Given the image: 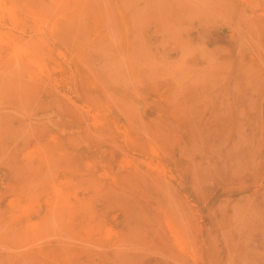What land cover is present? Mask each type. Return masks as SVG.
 Instances as JSON below:
<instances>
[{"label":"rangeland","instance_id":"rangeland-1","mask_svg":"<svg viewBox=\"0 0 264 264\" xmlns=\"http://www.w3.org/2000/svg\"><path fill=\"white\" fill-rule=\"evenodd\" d=\"M24 1L0 0V264H264V0Z\"/></svg>","mask_w":264,"mask_h":264},{"label":"bare ground","instance_id":"bare-ground-1","mask_svg":"<svg viewBox=\"0 0 264 264\" xmlns=\"http://www.w3.org/2000/svg\"><path fill=\"white\" fill-rule=\"evenodd\" d=\"M23 1H24V0H23ZM30 1H31V0H30ZM33 1H35V0H32V2H33ZM38 1H39V0H38ZM40 1H41V0H40ZM50 1H51V0H50ZM50 1H49V2H50ZM24 2H25V1H24ZM26 2H27V1H26ZM28 2H29V1H28ZM49 2H48V3H49ZM64 2H65V0H64ZM257 2H258V1H257ZM34 3H37V2H34ZM40 3H41V2H39V4H40ZM44 3H45V2H44ZM61 3H62V1H61ZM66 3H67V2H66ZM66 3H65V4H66ZM17 4H18V3H17ZM39 4H38V5H39ZM56 4H57V3H56ZM63 4H64V3H63ZM63 4H61V5H62L61 7H63ZM249 4H250V2H249ZM259 4H260V3H259ZM4 5H5V4H4ZM22 5H23V4H22ZM40 5H41V4H40ZM40 5H39V7H40ZM47 5H48V4H47ZM51 5H53V3H52ZM261 5H262V4H261ZM17 6H20V5H17ZM17 6H14V7H17ZM27 6H28V5H27ZM27 6H26V7H27ZM34 6H35V5H34ZM36 6H37V5H36ZM56 6H58V5H56ZM20 7H21V6H20ZM75 7H77V6H74V5H73L72 8L74 9ZM5 8H6V7H5ZM8 8H9V7H8ZM17 8H18V7H17ZM24 8H25V7H24ZM33 8H34V7H33ZM37 8H38V7H37ZM45 8H47V7H45ZM50 8H51V7H50ZM72 8H71V9H72ZM26 9H27V8H26ZM28 9H29V8H28ZM41 9H42V8H41ZM65 9H67V7H66ZM76 9H78V8H76ZM76 9H75V10H76ZM261 9H262V8H261ZM9 10H10V14H11V13H12V12H11V11H12L11 8H10ZM33 10H34V9H33ZM45 10H46V9H45ZM48 10H49V9H48ZM263 10H264V9H263ZM38 11H39V10L36 11V14L38 13ZM41 11H42V10H41ZM43 11H44V10H43ZM64 11H65V10H64ZM250 11H251V10H250ZM16 12H17V11H16ZM26 12H27V10H26ZM34 13H35V11H34ZM41 13H42V12H41ZM41 13L39 12L38 15H39V14L41 15ZM53 13H54V12H53ZM63 13H64V12H62V14H63ZM251 13H252V12H251ZM253 13H254V12H253ZM8 14H9V13H8ZM27 14H28V13H27ZM42 14H45V13H42ZM54 14H56V13H54ZM28 15H30V14H28ZM58 15H59V14H58ZM119 15H120V14H119ZM6 16H7V15H6ZM32 16L34 17V15H32ZM32 16H31V18H32ZM44 16H45V15H44ZM49 16H50V15H49ZM53 16H54V15H53ZM63 16H64V14H63ZM10 17H13V13H12V16H10ZM23 17H24V16H23ZM23 17H21V18H23ZM29 17H30V16H29ZM42 17H43V15H42ZM42 17H41V18H42ZM56 17H57V15H56ZM35 18H36V15H35ZM44 18H45V17H44ZM52 18H53V17H52ZM52 18H51V19H52ZM54 18H55V16H54ZM57 18H58V17H57ZM59 18H60V17H59ZM66 18H67V17H66ZM66 18H65V20H64V21H65V24L67 23V22H66ZM2 19H3V18H2ZM4 19H5V18H4ZM8 19H9V18H8ZM13 19H14V18H13ZM13 19H12V21H13ZM37 19H39V21H41L40 17L37 18ZM10 20H11V19H10ZM10 20H9V21H10ZM45 20H46V19H45ZM45 20H43V21L45 22ZM14 21H15V20H14ZM14 21H13V22H14ZM37 21H38V20H37ZM62 21H63V20H62ZM67 21H68V20H67ZM16 22H19L18 19H17ZM26 22H27V21H26ZM49 22H50V20H49ZM68 22H69V21H68ZM46 23H47V22H46ZM51 23H53V21H52ZM70 23H71V22H70ZM101 23H102V22H101ZM12 24H14V23H12ZM24 24H25V23H24ZM71 24H72V23H71ZM45 25H46V24H45ZM49 25H52V24H49ZM96 25H97V24H96ZM98 25H100V23H98ZM40 26H42V25H40ZM40 26H39V27H40ZM60 26H61V24H60ZM71 26H72V25H71ZM100 26H102V25H100ZM261 26H262V25H261ZM6 27H7V26H6ZM8 27H9V26H8ZM63 27H65L64 24H63ZM17 28H18V27H17ZM35 28H36V27H35ZM48 28H49V27H48ZM65 28H66V27H65ZM65 28H64V29H65ZM262 28H263V27H262ZM43 29H44V28H43ZM61 29H62V27H61ZM67 29H68V28H67ZM47 30H48V29H47ZM49 30H50V29H49ZM71 30H72V29H71ZM3 31H4V30H3ZM66 31H67V30H66ZM66 31H65V32H66ZM58 32H59V30H58ZM60 32H63V31H60ZM0 33H2V32H0ZM3 33H4V32H3ZM3 33H2V34H3ZM12 33H13V32H12ZM63 33H64V32H63ZM67 33H68V32H67ZM7 34H8V33H7ZM7 34H6V35H7ZM64 34H65V33H64ZM56 35H57V34H56ZM9 36H10V35H9ZM9 36H7V37H9ZM12 36H13V35H12ZM47 36H48V35H47ZM14 37H15V36H14ZM9 38H10V37H9ZM19 38H20V37H19ZM39 38H40V37H39ZM105 38H106V37H105ZM12 39H13V38H11V40H12ZM5 40H6V39H5ZM7 40H8V39H7ZM40 40H41V38H40ZM1 41H2V40H1ZM3 41H4V40H3ZM23 41H24V40H23ZM25 41H27V40H25ZM20 42H21V41H20ZM40 42H41V41H40ZM26 43H27V42H26ZM0 44H1V43H0ZM2 44H3V43H2ZM14 44H15V43H14ZM24 44H25V42H24ZM5 45H6V44H5ZM3 46H4V45H3ZM7 46H8V45H7ZM25 46H26V45H25ZM27 46H29V45H27ZM36 46H37V45H36ZM8 47H9V46H8ZM13 47H14V45L12 46V48H13ZM17 47H18V46H17ZM29 47H30V46H29ZM24 48H25V47H24ZM49 48H50V47H49ZM49 48H48V49H49ZM16 49H17V48H16ZM16 49H15V52L17 53V50H18V49H17V50H16ZM22 49H23V48H22ZM63 49H64V48H63ZM9 50H10V48H9ZM0 52H1V50H0ZM12 52H14L13 49H12ZM18 52H19V50H18ZM25 52H26V50H25ZM63 52H65V50H63ZM78 52H79V50H78ZM262 52H263V50H262ZM2 53H3V52H2ZM8 53H9V52H8ZM27 53H28V52H27ZM34 53H35V52H34ZM68 53H69V52H68ZM83 53H84V52H83ZM0 54H1V53H0ZM10 54H11V52H10ZM57 54H58V53H57ZM64 54H65V53H64ZM77 54H78V53H77ZM79 54H80V53H79ZM81 54H82V52H81ZM1 55H2V54H1ZM13 55H14V54H13ZM28 55H29V54H28ZM34 55H35V54H34ZM66 55H67V54H66ZM72 55H73V54H72ZM83 55H84V54H83ZM22 56H23V55H22ZM57 56H58V55H57ZM60 56H61V55H60ZM1 57H2V56H1ZM9 57H10V56H9ZM2 58H3V57H2ZM4 58H7V57H4ZM23 58H24V57H23ZM71 58H72V57H71ZM85 58H86V57H85ZM87 58H88V57H87ZM257 58H258V57H257ZM8 59H9V58H8ZM25 59H26V58H25ZM58 59H59V57H58ZM2 60H3V59H2ZM21 60H22V59H21ZM29 60H30L29 62H33V61H34V60L31 61V60H32L31 57H29ZM74 60H75V59H74ZM81 60H82V56H81ZM81 60H80V61H81ZM263 60H264V59H263ZM5 61H6V60H5ZM27 61H28V60H27ZM88 61H89V60H88ZM74 62H75V61H74ZM90 62H92V61H90ZM6 63H7V62H6ZM9 63H10V64H9ZM9 63H8V65H11V62H9ZM34 63H35V61H34ZM81 63H82V62H81ZM85 63H86V62H85ZM92 63H93V62H92ZM41 64H42V63H41ZM82 64H84V63H82ZM260 64H261V63H260ZM34 65H35V64H34ZM88 65H89V64H88ZM1 66H2V65H1ZM28 66H31V65H28ZM36 66H37V64H36ZM36 66H35V68H36ZM77 66H78V64H77ZM77 66H76V67H77ZM261 66H264V65H261ZM32 67H34V66H32ZM42 67H43V66H42ZM64 67H65V66H64ZM68 67H69V66H68ZM74 67H75V66H74ZM43 68H44V67H43ZM70 68H71V67H70ZM37 69H38V67H37ZM62 69H63V68H62ZM72 69H73V68H72ZM78 69H79V68H78ZM260 69H261V68H260ZM25 70H26V69H25ZM29 70H30V69H29ZM40 70H41V69H40ZM40 70H39V71H40ZM76 70H77V69H76ZM30 71H31V70H30ZM64 71H66V70H64ZM90 71H91V70H90ZM90 71H89V72H90ZM24 72H25V71H24ZM31 72H32V71H31ZM34 72H35V71H34ZM60 72H62V71H60ZM66 72H67V71H66ZM73 72H74V71H73ZM73 72H72L71 74H73ZM259 73H261V72H259ZM25 74H27V73H25ZM25 74H24V75H25ZM33 74H34V73H33ZM33 74H32V75H33ZM35 74H36V73H35ZM77 74H78V73H77ZM84 74H85V73H84ZM96 74H97V73H96ZM99 74H100V73H99ZM261 74H262V73H261ZM32 75H31V76H32ZM82 75H83V74H82ZM86 75H88V74H86ZM259 75H260V74H259ZM33 76H34V75H33ZM40 76H41V74H40ZM79 76H80V74H79ZM88 76H89V75H88ZM96 76H97V75H96ZM98 76H99V75H98ZM98 76H97V77H98ZM101 76H102V75H101ZM247 76H248V75H247ZM24 77H25V76H24ZM94 77H95V76H94ZM27 78H28V76H27ZM82 78H83V77H82ZM82 78H81V79H82ZM89 78H91V77H89ZM89 78H88V79H89ZM99 78H101V77L99 76ZM102 79H103V78H102ZM247 79H248V78H247ZM249 79H250V77H249ZM39 80H40V79H39ZM83 80H84V79H83ZM21 81H22V84H23V83H24L23 80H21ZM31 81H33V80H31ZM77 81H78V80H77ZM85 81H86V80H85ZM101 81H102V80H101ZM233 81H234V80H233ZM263 81H264V79L262 80V82H263ZM26 82H28V81H26ZM39 82L41 83V81H39ZM49 82H50V81H49ZM95 82H96V81H95ZM102 82H103V81H102ZM245 82H246V81H245ZM30 83H31V82H30ZM37 83H38V82H37ZM45 83H46V82H45ZM73 83H74V82H73ZM248 83H249V82H248ZM92 84H93V83H92ZM92 84H91V85L88 84V85H89V86H92ZM95 84H97V83H95ZM258 84H259V83H258ZM261 84H262V83H261ZM41 85H42V84H41ZM82 85H83V84H82ZM23 86H24V85H23ZM23 86H22V87H23ZM25 86H27V85L25 84ZM43 86H46V85H43ZM54 86H55V85H54ZM35 87H36V86H35ZM50 87H51V86H50ZM79 87H80V85H79ZM98 87H100V86L98 85ZM23 88H24V87H23ZM23 88L20 87V88H18V89L21 90V89H23ZM51 88H53V87H51ZM51 88H50V90H52ZM91 88H92V87H91ZM18 89H17V90H18ZM82 89H83V88H82ZM99 89H101V88H99ZM99 89H98V90H99ZM153 89H155V87H154ZM168 89H169V88H168ZM15 90H16V89H15ZM15 90H14V91H15ZM53 90H54V89H53ZM102 90H104V89H102ZM157 90H158V89H157ZM170 90H171V88H170ZM21 91H22V90H21ZM21 91H20V92H21ZM43 91H44V90H43ZM100 91H101V90H100ZM153 91H154V90H153ZM160 91H161V90H160ZM261 91H263V90H261ZM22 92H24V90H23ZM65 92H66V91H65ZM101 92H103V91H101ZM105 92H106V91H105ZM108 92H109V90H108ZM46 93H47V92H46ZM46 93H45V94H46ZM52 93H53V92H52ZM52 93H51V94H52ZM56 93H57V92H56ZM167 93H168V92H167ZM247 93H248V92H247ZM257 93H258V92H257ZM19 94H21V93H19ZM101 94H102V93H101ZM105 94H106V93H105ZM153 94H154V93H153ZM164 94H165V93H164ZM169 94H170V93H169ZM258 94H259V93H258ZM262 94H263V92H262ZM262 94H261V95H262ZM149 95H150V94H149ZM156 95H157V94H156ZM156 95H154V96H156ZM165 95H166V94H165ZM242 95H243V94H241V96H242ZM244 95H245V94H244ZM244 95H243V97H244ZM259 95H260V94H259ZM10 96H11V95H10ZM19 96H21V95H19ZM43 96H44V95H43ZM57 96H58V95H57ZM170 96H171V94H170ZM55 97H56V96H55ZM58 97H59V96H58ZM85 97H86V96H85ZM245 97H246V96H245ZM245 97H244V98H245ZM248 97H249V96H248ZM19 98H20V97H19ZM50 98H51V97H50ZM103 98H104V97H103ZM150 98H151V97H150ZM152 98H153V97H152ZM237 98H238V97H237ZM246 98H247V97H246ZM246 98H245V99H246ZM39 99H40V98H39ZM56 99H57V98H56ZM60 99H61V98H60ZM107 99H109V98H107ZM147 99H148V98H147ZM185 99H186V98H185ZM242 99H243V98H242ZM18 100H19V99H18ZM40 100H41V99H40ZM40 100H38V101H40ZM53 100H54V99H53ZM53 100H52V102H53ZM70 100H71V99H70ZM105 100H106V99H105ZM105 100H104V101H105ZM151 100H152V99H151ZM154 100H155V99H154ZM170 100H171V99H170ZM187 100H188V98H187ZM261 100H262V99H261ZM55 101H58V100H55ZM149 101H150V100H149ZM168 101H169V100H168ZM246 101H248V100H246ZM15 102H17V101H15ZM20 102H21V101H20ZM26 102H28V101H26ZM106 102H110V100H109V101H106ZM172 102H173V101H172ZM215 102H216V101H215ZM257 102H258V101H257ZM69 103H70V102H69ZM104 103H105V102H104ZM110 103H112V102H110ZM165 103H166V100H165ZM243 103H244V102H243ZM261 103H262V101H261ZM261 103H259V104L261 105ZM23 104H25V102H24ZM29 104H30V103H28L27 105L29 106ZM38 104H39V102H38ZM38 104H37V106H38ZM54 104H55V103H54ZM61 104H63V103L61 102ZM159 104H160V103H159ZM238 104H239V103H238ZM247 104H248V102H247ZM257 104H258V103H257ZM25 105H26V104H25ZM56 105H57V104H56ZM67 105H68V104H67ZM71 105H72V104H71ZM75 105H76V104H75ZM48 106H49V105H48ZM51 106H52V105H51ZM85 106H86V105H85ZM111 106H112V105H111ZM61 107H62V106H61ZM69 107H71V106H69ZM86 107H88V106H86ZM113 107H114V106H112L111 108H113ZM161 107H162V106H161ZM164 107H165V106H164ZM260 107H261V106H260ZM34 108H36V107H34ZM48 108H49V107H47V109H48ZM51 108H52V107H51ZM56 108H57V106H56ZM63 108H65V107H63ZM78 108H79V107H78ZM81 108H83V106H82ZM81 108H79V110H80ZM99 108H100V107H99ZM111 108H110V109H111ZM156 108H157V107H156ZM242 108H243V107H242ZM258 108H259V107H258ZM45 109H46V108H45ZM71 109H72V108H71ZM75 109H76V108H75ZM165 109H166V108H165ZM171 109H172V108H171ZM243 109H244V108H243ZM36 110H37V108H36ZM38 110H39V108H38ZM40 110H41V109H40ZM42 110H43V109H42ZM50 110H51V109H49L48 111L50 112ZM65 110H66V109H65ZM107 110H108V109H107ZM114 110H116V109H114ZM29 111H31V110H29ZM43 111L46 112L45 110H43ZM48 111H47V112H48ZM51 111H53V110H51ZM81 111H83V110H81ZM81 111H80V112H81ZM84 111H85V109H84ZM101 111H102V110H101ZM101 111H100V112H101ZM105 111H106V110H105ZM111 111H112V110H111ZM169 111H170V110H169ZM244 111H245V110H244ZM34 112H35V111H33V113H34ZM53 112H54V111H53ZM59 112H61V111H59ZM80 112H79V113H80ZM86 112H87V111H86ZM89 112H90V111H89ZM100 112H99V113H100ZM103 112H104V111H103ZM113 112H114V111H113ZM54 113H55V112H54ZM56 113H57V112H56ZM92 113H93V112H92ZM95 113H96V112H95ZM101 113H102V112H101ZM105 113H106V112H105ZM166 113H167V112H166ZM166 113H165V114H166ZM249 113H250V112H249ZM49 114H50V113H49ZM80 114H81V113H80ZM107 114H109V113H107ZM115 114L117 115L118 113H114V115H115ZM169 114H170V113H169ZM246 114H247V113H246ZM34 115H35V114H34ZM63 115H65V113H64ZM66 115H67V114H66ZM81 115H82V114H81ZM98 115H99V114H98ZM104 115H105V114H104ZM32 116H33V115H32ZM59 116H60V115H59ZM178 116H180V115L178 114ZM247 116H248V114H247ZM84 117H85V115H84ZM91 117H92V116H91ZM117 117H119V115H117ZM133 117H134V116H133ZM165 117H166V116H165ZM92 118L94 119V117H92ZM110 118H111V117H110ZM110 118H109V119H110ZM113 118H114V116H113ZM123 118H124V117H123ZM257 118H258V117H257ZM85 119H86V118H85ZM85 119H84V120H85ZM93 119H92V120H93ZM102 119H103V118H102ZM104 119H105V118H104ZM116 119H117V118H116ZM73 120H74V119H73ZM95 120H96V119H95ZM107 120H108V119H107ZM117 120H118V119H117ZM124 120H125V119H124ZM85 121H86V120H85ZM93 121H94V120H93ZM111 121H112V120H111ZM115 121H116V120H115ZM181 121H182V120H181ZM181 121H180V122H181ZM109 122H110V121H109ZM118 122H119V121H118ZM120 122H121V121H120ZM124 122H125V121H124ZM262 122H263V121H262ZM56 123H57V122H56ZM60 123H61V122H60ZM88 123H89V121H88ZM92 123H93V122H92ZM95 123L98 124L99 122H98V121H97V122L95 121ZM100 123H101V122H100ZM110 123H111V122H110ZM116 123H117V122H116ZM126 123L128 124V122H126ZM61 124H62V123H61ZM77 124H79V123H77ZM101 124H102V123H101ZM108 124H109V123H108ZM108 124H107V125H108ZM113 124H114V122H113ZM123 124H124V123H123ZM158 124H159V123H158ZM260 124H261V123H260ZM88 125H90V124H88ZM91 125H92V124H91ZM124 125H125V124H124ZM161 125H162V124H161ZM7 126H10V125H7ZM54 126H55V125H54ZM67 126L69 127V125H67ZM105 126H106V125H105ZM114 126H116V125H114ZM157 126H158V125H157ZM39 127H40V126H39ZM92 127H93V126H92ZM94 127H95V126H94ZM99 127H100V126H99ZM119 127H120V126H119ZM6 128H7V127H6ZM61 128H62V127H61ZM123 128H124V127H123ZM129 128H130V127H129ZM129 128H128V129H129ZM132 128H133V127H132ZM132 128H131V129H132ZM175 128H176V127H175ZM177 128H178V127H177ZM260 128H261V127H260ZM26 129H27V128H26ZM62 129H63V128H62ZM160 129H161V128H160ZM163 129H164V127H163ZM29 130H31V129H29ZM33 130H34V129H33ZM33 130H32V131H33ZM39 130H40V129H38V131H39ZM47 130H48V129H46L45 131H47ZM49 130H50V128H49ZM85 130H87V129H85ZM94 130H95V129H94ZM111 130H112V129H111ZM123 130H124V129H123ZM158 130H159V129H158ZM32 131H31V132H32ZM45 131H44L43 133H46ZM51 131H52V130H51ZM74 131H75V130H74ZM125 131H126V130H125ZM163 131H164V130H163ZM163 131H162V132H163ZM166 131H167V130H166ZM8 132H9V131H8ZM31 132H30V133H31ZM35 132H36V131H35ZM35 132H34V133H35ZM48 132H49V131H48ZM63 132H64V131H63ZM82 132H83V131H82ZM82 132H81V133H82ZM152 132H153V130H152ZM158 132H159V131H158ZM173 132H174V131H173ZM173 132H172V133H173ZM177 132H178V131H177ZM6 133H7V132H5V134H6ZM34 133H32V137L34 136ZM40 133H41V132H40ZM88 133H89V131H88ZM90 133H91V132H90ZM104 133H105V132H104ZM110 133H111V131H110ZM117 133H118V132H117ZM165 133H166V132H165ZM19 134H22V133H19ZM35 134H36V133H35ZM61 134H62V133H61ZM72 134H73V133H72ZM92 134H93V133H92ZM102 134H103V133H102ZM131 134H132V133H131ZM162 134H163V133H162ZM3 135H4V134H3ZM44 135H46V134H44ZM85 135H86V133H85ZM87 135H88V134H87ZM87 135H86V136H87ZM106 135H107V134H106ZM114 135H115V134H114ZM163 135H164V134H163ZM166 135H167V134H166ZM169 135H170V134H169ZM5 136H6V135H5ZM30 136H31V135H30ZM52 136H53V132H52ZM115 136H117V135H115ZM7 137H8V136H7ZM7 137H6V139H8ZM12 137H13V134H12ZM44 137H45V136H44ZM69 137H71V136H69ZM72 137H73V136H72ZM94 137H95V136H94ZM96 137H97V136H96ZM103 137H104V136H103ZM118 137H119V136H118ZM122 137H123V135H122ZM124 137H125V136H124ZM130 137H131V136H130ZM161 137H162V136H161ZM161 137H160V138H161ZM1 138H3V137H1ZM14 138H15V137H14ZM45 138H46V137H45ZM52 138H53V137H52ZM54 138H55V137H54ZM60 138H61V137H60ZM88 138H89V137H88ZM97 138H98V137H97ZM101 138H102V137H101ZM137 138H138V137H137ZM12 139H13V138H12ZM38 139H39V138H38ZM58 139H59V138H58ZM74 139H75V138H74ZM98 139H100V138H98ZM104 139H105V138H104ZM107 139H108V138H107ZM107 139H106V140H107ZM117 139H119V138H117ZM8 140H9V139H8ZM8 140H7V141H8ZM30 140H31V139H30ZM39 140H40V139H39ZM39 140H38V141H39ZM50 140H51V139H50ZM72 140H73V139H72ZM77 140H78V139H77ZM89 140H90V139H89ZM108 140H109V139H108ZM166 140H167V138H166ZM3 141H4V140H3ZM40 141H41V140H40ZM65 141H66V140H65ZM65 141H64V142H65ZM102 141H103V139H102ZM115 141H116V140H115ZM126 141H127V139H126ZM150 141H151V140H150ZM48 142H49V141H48ZM50 142H51V141H50ZM52 142H53V144H54V141H53V140H52ZM57 142H58V141H57ZM89 142H90V141H89ZM110 142H111V141H110ZM110 142H109V143H110ZM122 142H123V141H122ZM164 142H167V141H164ZM3 143H4V142H3ZM31 143H32V142H31ZM81 143H82V142H81ZM104 143H106V142H104ZM113 143H114V142H112L111 145H113ZM115 143H116V142H115ZM135 143H136V142H135ZM148 143H149V141H148ZM150 143H151V142H150ZM150 143H149V144H150ZM67 144H68V143H67ZM75 144H76V143H75ZM77 144H78V143H77ZM77 144H76V145H77ZM79 144H80V143H79ZM91 144H92V143H91ZM107 144H108V143H107ZM116 144H117V143H116ZM121 144H122V143H121ZM146 144H147V142H146ZM149 144H148V147L151 148L150 146L152 145V143H151L150 146H149ZM39 145H40V144H39ZM83 145H84V144H83ZM83 145H82V146H83ZM108 145H110V144H108ZM122 145H123V144H122ZM29 146H30V145H29ZM57 146H58V144H57ZM57 146H56V147H57ZM68 146H69V145H68ZM103 146H104V145H103ZM66 147H67V146H66ZM79 147H80V146H79ZM84 147H85V146H84ZM101 147H102V146H101ZM114 147H115V145H114ZM120 147H121V146H120ZM127 147H128V145H127ZM129 147H130V146H129ZM153 147H154V146H153ZM27 148H28V147H27ZM112 148H113V147H112ZM138 148H139V147H138ZM184 148H185V147H184ZM121 149H123V148H121ZM121 149H120V150H121ZM127 149H128V148H127ZM64 150H65V149H64ZM64 150H63V151H64ZM78 150H79V149H78ZM97 150H98V149H97ZM107 150H108V149H107ZM117 150H118V149H117ZM120 150H119V151H120ZM134 150H135V149H134ZM31 151H32V150H31ZM60 151H61V150H60ZM60 151H59V152H60ZM74 151H75V150H74ZM151 151H152V150H151ZM160 151H161V150H160ZM25 152H26V151H25ZM64 152H65V151H64ZM138 152H139V151H138ZM27 153H28V152H27ZM65 153H66V152H65ZM77 153H78V152H77ZM130 153H131V152H130ZM162 153H164V151H163ZM74 154H75V153H74ZM109 154H110V153H109ZM150 154H153V151H152V153H150ZM23 155H24V154H23ZM35 155H36V154H35ZM56 155H57V154H56ZM58 155H59V154H58ZM61 155H62V154H61ZM115 155H117V154H115ZM119 155H120V154H119ZM128 155H129V153H128ZM153 155H155V154H153ZM159 155H160V154H159ZM163 155H164V154H163ZM44 156H45V155H44ZM133 156H134V155H133ZM21 157H22V156H21ZM61 157H62V156H61ZM65 157H66V156H65ZM69 157H70V156H69ZM123 157H124V155H123ZM129 157H130V156H129ZM136 157H137V156H136ZM160 157H161V156H160ZM164 157H165V156H164ZM39 158H40V157H39ZM45 158H46V156H45ZM54 158H55V157H54ZM71 158H72V157H71ZM118 158H119V157H118ZM124 158H125V157H124ZM153 158H155V157H153ZM21 159H22V158H21ZM138 159H139V158H138ZM140 159H141V158H140ZM144 159H145V158H144ZM158 159H159V156H158ZM34 160H35V159H34ZM92 160H93V159H92ZM159 160H160V159H159ZM122 161L124 162V159H123ZM122 161H119V163L122 162ZM135 161H136V160H135ZM24 162H26V161H24ZM40 162H41V161H40ZM116 162H117V161H116ZM123 162H122V165H123ZM150 162L152 163V161H150ZM125 163H127V162L125 161ZM125 163H124V165H126ZM120 164H121V163H120ZM120 164H119V166H120ZM130 164H131V163H130ZM159 164H160V163H159ZM159 164H158V165H159ZM178 164H179V163H178ZM27 165H28V164H27ZM31 165H32V164H31ZM66 165H68V164H66ZM66 165H65V166H66ZM75 165H76V164H75ZM87 165H89V164L87 163ZM113 165H114V164H113ZM124 165H123V167H124ZM133 165H134V164H133ZM133 165H132V166H133ZM142 165H143V164H142ZM144 165H146V163H145ZM144 165H143V166H144ZM163 165H164V164H163ZM21 166H22V165H21ZM21 166H20V167H21ZM23 166H24V165H23ZM47 166H48V165H47ZM62 166H63V165H62ZM76 166H78V165H76ZM89 166H90V165H89ZM128 166H129V165H128ZM138 166H139V165H138ZM147 166H148V164H147ZM149 166H150V165H149ZM182 166H183V164H182ZM130 167H131V165H130ZM130 167H129V168H130ZM156 167H157V166H156ZM178 167H179V166H178ZM21 168H22V167H21ZM28 168H29V165H28ZM45 168H46V167H45ZM158 168L160 169V167H158ZM158 168H157V169H158ZM164 168H165V167H164ZM19 169H20V168H19ZM34 169H35V168H34ZM41 169H42V168H41ZM71 169H72V168H71ZM104 169H105V168H104ZM131 169H132V168H131ZM155 169H156V168H155ZM155 169H154V168H153V169L151 168V170H155ZM159 169H158L157 171H159ZM184 169H185V168H184ZM23 170H24V169H23ZM25 170H26V169H25ZM50 170H51V169H50ZM73 170H74V169H73ZM75 170H76V169H75ZM148 170H149V169H148ZM161 170H162V169H161ZM163 170H164V169H163ZM163 170H162V171H163ZM168 170H169V169H168ZM178 170H179V169H178ZM180 170H181V169H180ZM182 170H183V169H182ZM43 171H44V170H43ZM43 171H41V173H42ZM79 171H80V170H79ZM90 171H91V170H90ZM102 171H103V170H102ZM149 171H150V170H149ZM162 171H161V172H162ZM164 171H165V170H164ZM80 172H83V171H80ZM146 172H147V171H146ZM152 172H153V171H152ZM184 172H185V171H184ZM28 173H29V172H28ZM43 173H44V172H43ZM155 173H156V172H155ZM157 173H158V172H157ZM22 174H23V173H22ZM44 174H45V173H44ZM47 174H48V173H47ZM47 174H46V175H47ZM64 174H65V173H64ZM129 174H130V173H129ZM159 174H160V172H159ZM174 174H175V173H174ZM52 175H54V174L52 173ZM52 175H51V176H52ZM77 175H78V174H77ZM110 175H111V174H110ZM170 175H171V174H170ZM35 176H36V175H35ZM41 176H42V175H41ZM68 176H69V175H68ZM83 176H84V175H83ZM83 176H82V178H83ZM94 176H95V175H94ZM105 176H106V175H104L102 178H104ZM154 176H155V175H154ZM175 176H176V175H175ZM29 177H30V175H29ZM43 177H44V176H43ZM75 177H76V176H75ZM107 177H108V176H107ZM158 177H159V176H158ZM162 177H163V176H162ZM166 177H167V176H166ZM169 177H170L169 180H171V176H169ZM55 178H56V177H55ZM79 178H80V177H79ZM160 178H161V177H160ZM163 178H164V177H163ZM31 179H32V178H31ZM106 179H107V178H106ZM151 179H153V178H151ZM161 179H162V178H161ZM40 180H41V179H40ZM44 180H45V179H44ZM98 180H99V179H98ZM133 180H134V179H133ZM147 180H149V179H147ZM164 180H165V179H164ZM172 180H173V179H172ZM23 181H24V180H23ZM49 181H50V180H49ZM59 181H60V180H59ZM74 181H75V180H74ZM74 181H73V182H74ZM76 181H77V180H76ZM80 181H81V180H80ZM87 181H88V180H87ZM89 181H90V180H89ZM89 181H88V182H89ZM96 181H97V180H96ZM183 181H184V179H183ZM186 181H187V178H186ZM40 182H42V181H40ZM61 182H62V181H61ZM83 182H86V181H83ZM102 182H103V181H102ZM138 182H139V181H138ZM138 182H137V184H138ZM147 182H148V181H147ZM34 183H35V182H34ZM103 183H104V182H103ZM166 183H167V182H166ZM166 183H165V184H166ZM37 184H39V183H37ZM37 184H36V186H37ZM55 184H56V183H55ZM73 184H74V183H73ZM75 184H76V182H75ZM80 184L82 185V183H80ZM134 184H135V183H134ZM148 184H149V183H148ZM42 185H43V184H42ZM87 185H88V184H86L85 187H87ZM89 185H90V184H89ZM146 185H147V184H146ZM40 186H41V185H40ZM55 186H57V185H55ZM104 186H105V183H104ZM129 186H130V185H129ZM138 186H139V185H138ZM42 187H43V186H42ZM71 187H74V186L72 185ZM108 187H109V186H108ZM126 187H127V186H126ZM156 187H158V186L156 185ZM39 188H40V187H39ZM74 188H75V187H74ZM76 188H77V186H76ZM83 188H84V186H83ZM87 188H89V187H87ZM158 188H160V187H158ZM5 190H6V189H5ZM69 190H71V189H69ZM111 190H113V189H111ZM111 190H109V192H110ZM140 190H141V189H140ZM38 191H39V189H38ZM65 191H66V190H65ZM71 191H72V190H71ZM103 191H104V190H103ZM39 192H40V191H39ZM91 192H92V191H91ZM112 192H113V191H112ZM47 193H49V192H47ZM52 193H53V192H52ZM59 193H60V192H59ZM92 193H93V192H92ZM117 193H118V192H117ZM139 193H140V192H139ZM24 194H25V193H24ZM55 194H56V193H55ZM57 194H58V193H57ZM72 194H73V192H72ZM75 194H76V193H75ZM105 194H106V193H105ZM110 194H112V193H110ZM118 194H119V193H118ZM141 194L143 195V193H141ZM193 194H194V193H193ZM9 195H11V194H9ZM13 195H14V193H13ZM22 195H23V194H22ZM43 195H44V194H43ZM87 195H88V194H87ZM116 195H117V194H116ZM39 196H40V195H39ZM45 196H47V195H45ZM36 197H37V196H36ZM41 197H42V196H41ZM53 197H54V196H53ZM73 197H74V196H73ZM87 197H88V196H87ZM109 197H111V196H109ZM114 197H115V196H114ZM117 197H118V196H117ZM145 197H146V196H145ZM153 197H154V196H153ZM1 198H2V197H1ZM18 198H19V197H18ZM33 198H34V196H33ZM70 198H72V197L70 196ZM70 198H68V199L70 200ZM95 198H96V197H95ZM101 198H102V194H101ZM115 198H116V197H115ZM115 198H114V199H115ZM130 198H131V197H130ZM143 198H144V197H143ZM3 199H5V198H3ZM12 199H13V198H12ZM22 199H23V198H22ZM36 199H37V198H36ZM83 199H84V198H83ZM93 199H94V198H93ZM99 199H100V198H99ZM131 199H132V198H131ZM13 200H14V199H13ZM37 200H38V199H37ZM41 200H42V199H41ZM53 200H54V199H53ZM66 200H67V199H66ZM79 200H80V198H79ZM95 200H96V199H95ZM100 200H101V199H100ZM146 200H147V199H146ZM31 201H32V199H31ZM59 201H60V200H59ZM59 201H58V202H59ZM85 201H86V200H85ZM134 201H135V200H134ZM32 202H33V201H32ZM38 202H39V201H38ZM50 202H51V201H50ZM70 202H71V201H70ZM127 202H128V201H127ZM9 203H10V202H9ZM55 203H56V202H55ZM71 203H72V202H71ZM73 203H74V202H73ZM94 203H96V202H94ZM137 203H138V202H137ZM152 203H154V202H152ZM17 204H18V203H17ZM43 204H44V203H43ZM45 204H46V202H45ZM62 204H63V203H62ZM122 204H123V203H122ZM154 204H155V203H154ZM19 205H20V204H19ZM32 205H33V204H32ZM92 205H93V204H92ZM98 205H99V204H98ZM120 205H121V204H120ZM127 205H128V204H127ZM158 205H160V204H158ZM13 206H14V205H13ZM15 206H16V205H15ZM15 206H14V207H15ZM27 206H28V205H27ZM43 206H44V205H43ZM63 206H64V205H63ZM65 206H66V205H65ZM82 206H84V205H82ZM125 206H126V205H125ZM139 206H141V205H139ZM144 206H145V205H144ZM37 207H38V206H37ZM60 207H61V206H60ZM76 207H78V206L76 205ZM90 207H91V204H90ZM95 207H96V206H95ZM97 207H98V206H97ZM123 207H124V206H123ZM123 207H121V208H123ZM142 208H143V207H142ZM151 208H153V207H151ZM157 208H158V207H157ZM161 208H162V207H160V209H161ZM23 209H24V208H23ZM32 209H33V208H32ZM80 209H81V208H80ZM85 209H86V208H85ZM87 209H88V208H87ZM90 209H92V208H90ZM106 209H107V208H106ZM145 209H146V208H145ZM153 209H154V208H153ZM11 210H12V208H11ZM65 210H66V209H65ZM107 210H108V209H107ZM107 210H106V211H107ZM142 210H144V209H142ZM149 210H150V209H149ZM156 210H158V209H156ZM58 211H61V210H58ZM66 211H67V210H66ZM89 211H90V210H89ZM109 211H110V210H109ZM160 211H161V210H160ZM30 212H31V211H30ZM42 212H43V211H42ZM42 212H41V213H42ZM82 212H83V211H82ZM84 212H85V211H84ZM92 212H93V211H92ZM92 212H91V213H92ZM149 212H150V211H149ZM161 212H162V211H161ZM46 213H47V212H46ZM46 213H45V214H46ZM55 213H56V212H54V214H55ZM63 213H64V212H63ZM102 213H103V212H102ZM13 214H14V212H13ZM57 214H58V213H57ZM89 214H90V213H89ZM108 214H109V213H108ZM198 214H199V213H198ZM198 214H196V215H198ZM101 215H102V214H101ZM161 215H162V214H161ZM128 216H129V215H128ZM13 217H14V216H13ZM36 217H38V216H36ZM52 217H53V216H52ZM63 217H64V214H63ZM83 217H84V216H83ZM95 218H96V216H95ZM112 218H113V217H112ZM18 219H19V217H18ZM93 219H94V218H93ZM165 219H166V218H165ZM11 220H12V219H11ZM39 220H40V219H39ZM100 220H101V219H100ZM201 220H202V219H201ZM41 221H42V220H41ZM41 221H40V222H41ZM97 221H98V220H97ZM97 221H96V222H97ZM98 222H99V221H98ZM106 222H107V221H106ZM88 223H89V222H88ZM34 224H35V223H34ZM18 225H19V224H18ZM25 225H26V224H25ZM29 225H30V224H29ZM29 225H28V226H29ZM40 225H41V224H40ZM90 225H91V224H90ZM38 226H39V225H38ZM100 226H101V225H100ZM105 226H106V225H105ZM114 226H115V225H114ZM19 227H20V226H19ZM39 227H40V226H39ZM28 228H29V227H28ZM77 228H78V227H77ZM201 228H202V227H201ZM45 229H46V228H45ZM84 229H85V228H84ZM100 229H101V228H100ZM34 231H35V230H34ZM34 231H32V232H34ZM99 231H100V230H99ZM207 231H208V230H207ZM30 232H31V231H30ZM101 232H102V231H101ZM120 232H121V231H120ZM110 233L112 234L111 231H110ZM114 233H116V232H114ZM112 235H113V234H112ZM184 235H185V234H184ZM94 236H95V235H94ZM96 236H97V235H96ZM96 236H95V237H96ZM175 236H176V235H175ZM95 237H94V238H95ZM111 237H113V236H111ZM111 237H110V238H111ZM173 237H174V236H173ZM176 237H177V236H176ZM105 238H106V237H105ZM167 238H168V237H167ZM182 239H183V238H182ZM172 241H173V240H172ZM13 243H14V242H13ZM172 244H173V243H172ZM175 244H176V243H175ZM178 245H179V244H178ZM181 245H182V243H181ZM183 247H184V246H183ZM186 247H187V246H186ZM179 251H180V250H179ZM85 253H86V252H85ZM78 254H79V253H78ZM6 255H7V254H6ZM71 255H72V254H71ZM73 255H74V254H73ZM84 256H85V255H84ZM72 257H73V256H72ZM76 257H77V256H76ZM78 258H79V256H78ZM81 258H82V257H81ZM84 259H85V258H84ZM84 259H83V260H84ZM89 259H90V258H89ZM77 262H78V261H77ZM81 262H82V261H81ZM89 263H90V261H89Z\"/></svg>","mask_w":264,"mask_h":264}]
</instances>
